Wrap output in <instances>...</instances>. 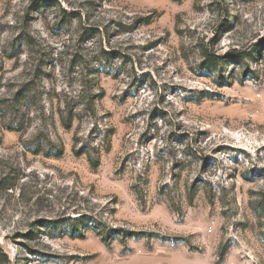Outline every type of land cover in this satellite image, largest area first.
Masks as SVG:
<instances>
[{
	"label": "rangeland",
	"instance_id": "obj_1",
	"mask_svg": "<svg viewBox=\"0 0 264 264\" xmlns=\"http://www.w3.org/2000/svg\"><path fill=\"white\" fill-rule=\"evenodd\" d=\"M0 264H264V0H0Z\"/></svg>",
	"mask_w": 264,
	"mask_h": 264
},
{
	"label": "trees",
	"instance_id": "obj_2",
	"mask_svg": "<svg viewBox=\"0 0 264 264\" xmlns=\"http://www.w3.org/2000/svg\"><path fill=\"white\" fill-rule=\"evenodd\" d=\"M231 55H234L236 57V55L234 53ZM206 56H207V59L205 61V64H206L205 67L207 69L214 68L215 69L214 71H216L217 74L221 75V69L219 68V65L221 63L220 61L222 59H224V56H209L208 54H206ZM61 121L65 124L66 127H69V123L66 122V120H64L62 118ZM62 153H63V149H62V147H60L56 152H52V153L48 152L47 155L52 156V157H59L62 155ZM76 154H78V152H76ZM70 229H72V231H74L76 229V227L74 225H72V227ZM112 231L113 232L110 234H109V232L107 233V235H109L110 238L115 236V235H120V234H123V237H138L140 235V233L137 231H130V230H124V229H114Z\"/></svg>",
	"mask_w": 264,
	"mask_h": 264
}]
</instances>
